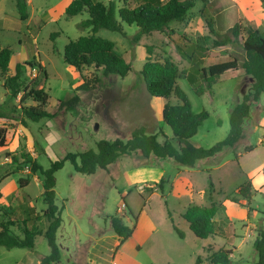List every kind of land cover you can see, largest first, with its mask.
Returning a JSON list of instances; mask_svg holds the SVG:
<instances>
[{"label": "rangeland", "instance_id": "rangeland-1", "mask_svg": "<svg viewBox=\"0 0 264 264\" xmlns=\"http://www.w3.org/2000/svg\"><path fill=\"white\" fill-rule=\"evenodd\" d=\"M105 5L110 2L120 9L128 0H98ZM28 19L19 20L14 0H0V50L12 51L8 76L14 74L19 63L40 64L25 67L22 79L26 92L35 85L48 94L46 111L52 115L34 123L25 120L23 125L21 106H33L32 101H21L23 94L13 96L4 87L6 76L0 74V127L6 130V146L0 148V207L11 204L17 197L16 218L20 221L40 216L45 209L42 202V177L31 171L28 162H35L48 169L50 162L63 159L68 153L96 150L101 140L127 141L135 128L143 127L147 134L155 135L159 143L167 138L176 146L171 130L163 123L162 111L167 101L151 98L142 80L141 72L147 58L146 49L152 48L154 57H169L177 66V87L185 94L193 113L207 112L208 118L198 128L192 142L204 149L223 141L229 134V112L251 90L252 80L238 70L223 75L211 91L197 96L185 78L195 67H208L230 60L232 56L242 60L239 44L213 47L208 41L210 55L202 63L190 59L193 46L201 38L210 36L200 11L202 3L195 7L181 23L169 25L168 34L154 32L136 39L137 28L123 24V32L100 30L95 35L114 44V51L130 65V72L120 78L98 73L100 82L94 91L81 93L80 101L72 112L59 108L61 101L72 97L81 83L79 75L63 62V51L68 42L81 36L91 35L90 30H80V22L88 15L65 19L64 9L71 0H26ZM221 12L216 16L215 29L223 34L240 23L250 27L234 1L218 0ZM119 21L118 15L116 16ZM251 28V27H250ZM264 32V25L260 27ZM53 34L55 37H52ZM83 76L93 77L91 71ZM170 104L177 101L171 97ZM250 117L243 123L244 138L235 147H226L211 158L196 162L194 168L177 165L172 159H143L141 155L122 156L108 167L97 170L94 175L77 174L69 162L55 173V204L62 210V224L56 242L61 259L57 264H88L86 252L100 238L113 237L110 218L120 216L125 224L132 226L139 216L143 225L152 223L157 233L135 248L129 241L121 251L125 262L118 264H208L206 247L231 250V264H255L257 255L253 242L258 231L264 228V94L258 102L251 103ZM251 148L252 151H246ZM137 154V153H136ZM154 161L159 164H155ZM138 166H155L165 172L161 193L150 180L154 175L135 176L131 173ZM247 178L252 181L255 193L250 205L243 208L230 202L241 199L238 188ZM28 179V185L20 189L19 180ZM147 183V184H144ZM171 183V184H170ZM144 184V185H143ZM136 185V189H134ZM166 188V189H165ZM140 192V193H139ZM21 193L30 197L23 203ZM129 209H124L123 199ZM221 206L226 220L217 223L227 237L197 239L187 229L181 215L191 206ZM185 209V210H184ZM167 210L175 226L186 233L180 239L171 228ZM184 211V212H183ZM182 213V214H181ZM47 222L43 217L27 224L29 229L44 232ZM108 245L102 247L103 256ZM106 244V242H104ZM205 247V248H204ZM49 248L41 236L35 237L34 249L7 250L0 247V264H39L41 256H47ZM110 264V259L107 261ZM103 263V264H107ZM102 264V263H101Z\"/></svg>", "mask_w": 264, "mask_h": 264}, {"label": "trees", "instance_id": "trees-1", "mask_svg": "<svg viewBox=\"0 0 264 264\" xmlns=\"http://www.w3.org/2000/svg\"><path fill=\"white\" fill-rule=\"evenodd\" d=\"M202 3L200 11L204 18L209 35L201 38L200 42L193 46L190 59L197 65L202 63L208 55V41L215 48H222L226 45L239 44L242 48V60L232 56L226 62L217 63L208 67H195L185 74L189 85L197 96L211 91L212 87L220 82L223 75L238 70L252 80L251 90L242 97L240 103L236 104L229 112L230 131L228 136L211 148L204 149L195 145L192 138L197 134L198 128L208 118L205 111L193 113L185 94L177 87L179 73L177 66L169 57L157 58L153 56L152 48L146 49L147 58L143 66L141 76L148 95L151 98L167 101L162 111L163 123L171 130L173 140L178 142L176 146L166 138L163 143L157 141L155 135L147 134L145 128H135L130 133L127 141L115 139L113 141L101 140L96 144V150H88L82 153H68L63 159L50 162L48 169H43L35 162H28L33 173H39L42 177V202L45 209L40 216L33 219L18 220L16 218V207L12 204L18 203L17 197H13L11 204L0 207V247L7 250L13 249H34L35 237L41 235L47 242L49 254L41 256L39 264H57L61 259L59 246L56 242L57 232L62 224V208L56 204V179L55 173L69 162L77 174L91 176L97 170L108 171V167L115 164L122 156L141 155L143 159H172L177 165L185 168H194L196 162L208 159L221 152L223 148L235 147L244 138L243 123L250 117L251 103H257L264 94V32L260 29L244 27L237 23L227 32L220 34L215 29L216 16L221 12L218 0H199ZM19 20L24 22L28 19L26 0H14ZM196 0H128L116 10L113 2L108 5L98 0H71L64 9L65 19L86 13L88 19L79 23L78 28L82 31L90 30L91 35L81 36L75 41H69L63 51V62L73 69L80 77L81 83L75 88L72 97L59 104L60 109L72 112L80 101V94L94 91L99 85L98 73L103 76L114 75L124 78L130 72V65L121 55L114 51L113 42L95 35L100 30L115 33L123 32V24L134 25L137 28L136 39L142 36L159 32L169 36L168 29L172 23L184 22L188 12L195 7ZM264 5V0H260ZM119 21L117 20V16ZM53 34L52 37H55ZM12 51L4 48L0 50V74L6 76L9 71V62ZM40 64L28 62L19 63L14 68L12 76H6L4 87L11 95L23 94L21 101H32L33 106H21L23 125L25 120L38 122L44 118H51L46 111L48 94L40 87L26 92L22 79L25 67ZM84 71L94 73L93 77L83 76ZM173 97L177 103L170 104L168 101ZM0 114V118H4ZM6 146V130L0 127V148ZM246 151H252L247 148ZM137 153V154H136ZM264 178V167L262 169ZM164 178L156 185L157 190L163 195ZM29 183L28 179L19 180V188H25ZM255 193L252 181L247 178L238 188L237 194L241 201L230 199V202L247 208L250 205ZM23 203L30 200V197L21 193ZM124 209L129 211L124 198ZM18 201V202H17ZM168 217L172 224L173 231L180 239L185 235L173 223L171 214L167 210ZM43 217L47 222L44 232L38 233L29 229L27 224ZM182 218L188 224L189 230L197 239L206 240L211 237H227L223 228L217 223L226 220L221 206L211 205L191 206L186 209ZM136 223L128 226L118 215L110 218V229L118 237L119 249L134 233ZM253 249L257 255L255 264H264V228L258 231L253 242ZM206 259L208 264H231V250L218 249L212 246L206 247ZM201 258H196L195 264H201Z\"/></svg>", "mask_w": 264, "mask_h": 264}, {"label": "crops", "instance_id": "crops-1", "mask_svg": "<svg viewBox=\"0 0 264 264\" xmlns=\"http://www.w3.org/2000/svg\"><path fill=\"white\" fill-rule=\"evenodd\" d=\"M232 1L235 2L236 6L238 8V11L242 13L244 19L248 22V24L250 25V27L252 29H257V28H260L262 25H264V5L260 2V0H232ZM154 163L159 164L156 161H154ZM137 167L138 168H136L131 173L132 180L135 184L137 182H139L138 179H134L135 176H147V175L156 174V176L150 178V180H145L146 178L141 180V181H151L153 183V184L144 183L147 185H156L157 183L160 182V180L162 178H164V176H166L164 171L159 170V169H155L156 168L155 166L149 167V165L148 166H146V165L138 166L137 165ZM134 189H136V185H135ZM128 212H130L132 215H135L134 213H132V211L130 209ZM169 212L171 214V211H169ZM167 216H168V214H167ZM136 218H137V221L135 222L136 225H135V230H134L132 237L130 239H128L123 245H121L119 247V249L116 250V247L119 243V240L115 234L113 237L100 238L96 241L95 244L90 246L89 250H87V252H86V258H87L88 264H101V263L103 264V263H106L109 259H110V264H118V261L125 262L124 261L125 255H123L121 253V251L123 250V248L125 247L127 242L132 241V240L135 241L134 246L137 250H139L140 246H137V245L144 243L145 240H148L149 238L153 237L155 235V233H157L156 228L153 226L152 223H149V224L147 223V226H144L140 217L136 216L135 219ZM168 219H169V217H168ZM171 219L173 220L172 216H171ZM169 221H170V219H169ZM173 223L175 224L174 220H173ZM170 224H171V222H170ZM186 226H187V229L189 230L188 224ZM171 228H172V224H171ZM184 235H185V237H184V239H185L186 233ZM110 239H111V242L109 243L110 245L106 249V254L103 256V254L99 253V251H102V249H103L102 247L108 245L107 242H109ZM104 242H106V244H104ZM132 262H133V264H138L135 261H132ZM107 264H108V262H107Z\"/></svg>", "mask_w": 264, "mask_h": 264}]
</instances>
